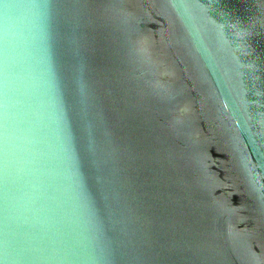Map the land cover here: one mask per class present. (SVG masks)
Segmentation results:
<instances>
[{
  "label": "water",
  "instance_id": "1",
  "mask_svg": "<svg viewBox=\"0 0 264 264\" xmlns=\"http://www.w3.org/2000/svg\"><path fill=\"white\" fill-rule=\"evenodd\" d=\"M0 264H264V0H0Z\"/></svg>",
  "mask_w": 264,
  "mask_h": 264
}]
</instances>
